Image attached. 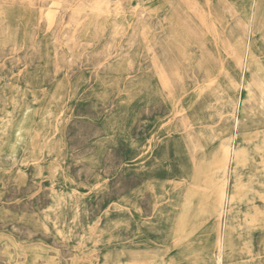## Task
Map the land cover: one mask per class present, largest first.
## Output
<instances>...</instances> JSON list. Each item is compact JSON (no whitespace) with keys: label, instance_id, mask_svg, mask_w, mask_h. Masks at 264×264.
<instances>
[{"label":"rangeland","instance_id":"374dc122","mask_svg":"<svg viewBox=\"0 0 264 264\" xmlns=\"http://www.w3.org/2000/svg\"><path fill=\"white\" fill-rule=\"evenodd\" d=\"M254 2L0 0V264H264ZM245 33L241 94L229 54ZM187 130L247 149L237 174L253 179L258 213L237 201L228 220L203 210L177 231Z\"/></svg>","mask_w":264,"mask_h":264},{"label":"crops","instance_id":"0c3cea01","mask_svg":"<svg viewBox=\"0 0 264 264\" xmlns=\"http://www.w3.org/2000/svg\"><path fill=\"white\" fill-rule=\"evenodd\" d=\"M241 70V94L243 90L246 88L245 77L247 73V68L245 66L242 67ZM244 83V88L242 87ZM241 107L238 105L237 115L235 116V127L236 129L242 124L241 118ZM186 125V124H185ZM183 125V126H185ZM199 137V138H198ZM204 138V135L199 133L197 135L196 132H192L187 130L183 132V140H184V151L187 154V165L184 169L183 180L185 182V192L183 196V200L180 206H187V210L184 213L183 219L184 221L189 222H200L203 221L201 213L203 210L207 212L208 218L215 220L218 216L219 211V199L217 196V186L220 184L223 178V171L218 170L216 167L212 165H207V163L211 160L214 154L219 150L222 142L216 143L214 145H206L201 140ZM241 140L251 143V137L245 134L241 135ZM190 143L196 146L195 153L193 154L197 159L198 165H194L191 161L190 156ZM233 147L235 144L230 142ZM248 165V162L247 164ZM245 165V166H246ZM241 167V165H235L232 160H230L228 168L226 172H224V176L227 179L226 183V197L224 202V207L226 209L225 219L228 220V209L229 207L236 204L237 201L245 202L251 210L253 211V206L256 204L253 203L256 198V192L253 189L254 181L252 178H248L247 181L241 182L239 180L237 170ZM240 183L243 186V196L239 197L238 200L230 201L231 196L236 189V184ZM218 204V205H217ZM179 209V212H180ZM207 210V211H206ZM178 212V213H179ZM230 264H241V262H232Z\"/></svg>","mask_w":264,"mask_h":264},{"label":"bare ground","instance_id":"6f19581e","mask_svg":"<svg viewBox=\"0 0 264 264\" xmlns=\"http://www.w3.org/2000/svg\"><path fill=\"white\" fill-rule=\"evenodd\" d=\"M258 2H259V0H255L254 3L257 5ZM252 41H253V39H252L251 33L242 34L241 37L237 38V40L235 41L232 52H231V54H229L230 60L233 61L236 65L240 66L241 69L243 66H245V68H247V69L249 67L250 58L253 54V42ZM239 85L241 86V84H239ZM242 87L244 88V83H243ZM169 91H171V94H173L172 90H169ZM175 101H176V99H175V96L173 95L172 100H171L172 109L175 107ZM174 112H176V111H174ZM176 113L179 114L181 112H176ZM180 125H185V121H181ZM193 148H195V146L194 147L190 146L189 150L193 149ZM230 160H232L235 165H246L248 162L247 149L240 148V147L235 148L232 146V144L230 142H226V141L222 142L219 150L214 154V156L211 158V160L207 163V165H212V166L216 167L218 170L223 171V178H222L220 184L217 186V189H216L217 196H218L219 203H220L219 211H218L219 216H222V215H224V213H226V209L224 207V202H225V197H226L225 188H226L227 179L224 176V172H226ZM191 161L193 163L192 159H191ZM193 164L195 165L196 163H193ZM196 165H198V162ZM235 187H236V189H235L234 193L232 194L230 201L238 200L239 197L243 196V194H242L243 186L240 185V183H237ZM187 208L188 207L185 205L181 209L180 215L178 217V223H177V229L178 230L177 231H181V227L183 225V216H184V213L186 212ZM230 209H231V206L229 207L228 211ZM252 209H253L254 214L258 213L256 205L253 206ZM248 222L251 224L253 222V219L250 218ZM225 224L226 223H224V225ZM226 225H230V224H226ZM248 251H250L249 248H248Z\"/></svg>","mask_w":264,"mask_h":264}]
</instances>
